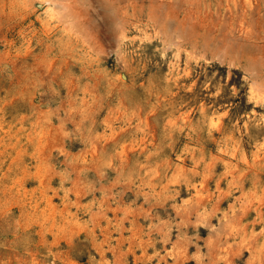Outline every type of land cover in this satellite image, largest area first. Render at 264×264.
<instances>
[{
  "label": "rangeland",
  "instance_id": "rangeland-1",
  "mask_svg": "<svg viewBox=\"0 0 264 264\" xmlns=\"http://www.w3.org/2000/svg\"><path fill=\"white\" fill-rule=\"evenodd\" d=\"M0 264H264V0H0Z\"/></svg>",
  "mask_w": 264,
  "mask_h": 264
}]
</instances>
